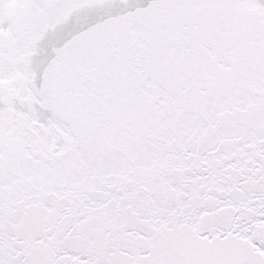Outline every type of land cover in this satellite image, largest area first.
I'll return each mask as SVG.
<instances>
[{"label":"snow or ice","instance_id":"obj_1","mask_svg":"<svg viewBox=\"0 0 264 264\" xmlns=\"http://www.w3.org/2000/svg\"><path fill=\"white\" fill-rule=\"evenodd\" d=\"M0 264H264V0H0Z\"/></svg>","mask_w":264,"mask_h":264}]
</instances>
